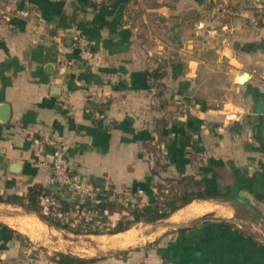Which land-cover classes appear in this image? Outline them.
I'll list each match as a JSON object with an SVG mask.
<instances>
[{
    "label": "crops",
    "instance_id": "1",
    "mask_svg": "<svg viewBox=\"0 0 264 264\" xmlns=\"http://www.w3.org/2000/svg\"><path fill=\"white\" fill-rule=\"evenodd\" d=\"M261 10L264 0H0V195L25 197L34 185L57 195L50 164L63 144L92 188L91 208L109 191L123 204H164L183 191L169 180L186 176L226 196L118 234L106 232L125 213H84L101 231L88 234L54 198L42 199L44 212L71 230L0 203V264H59L60 254L89 264H264V28L252 23ZM206 66L226 70L228 123L194 100Z\"/></svg>",
    "mask_w": 264,
    "mask_h": 264
},
{
    "label": "trees",
    "instance_id": "2",
    "mask_svg": "<svg viewBox=\"0 0 264 264\" xmlns=\"http://www.w3.org/2000/svg\"><path fill=\"white\" fill-rule=\"evenodd\" d=\"M155 79H158L159 74H153ZM198 103H200L198 101ZM203 105V103H202ZM205 107V106H204ZM158 168L162 171L167 169L166 165L159 164ZM155 173V171H153ZM170 184L177 182L178 185L183 186V191L176 194L173 198H169L164 204L155 202L153 204H142L141 198H136V203L127 202L123 204L117 199L111 200L114 195L112 191L106 192V199L99 202L93 208L88 202L81 199H74V202H69L67 198L54 194L51 190L42 185H34L28 189L25 197L17 195H0V203H8L19 205L26 209V211L35 213L42 221L56 228L71 230L67 224H62L58 218L53 214V209L50 208V213L46 214L41 206V201L45 197L54 198L58 204L57 210L62 214L68 216L76 215L74 218L80 219L82 229L75 230L77 233L99 234L101 231L92 230L91 225L94 221H87L86 216L89 212H97L100 215L125 213V216L118 222L115 228L109 229L106 233L118 234L128 231L132 226L138 223L153 224L160 220L169 218L176 211L191 204L195 200H218L226 198L225 194L220 192L218 188L211 187L207 182L198 180L195 176H186L179 180H169ZM118 197V196H115ZM72 213V214H71ZM69 216V217H70ZM71 218V217H70ZM1 226V225H0ZM93 260H83L77 257H72L64 254L59 255V264H89Z\"/></svg>",
    "mask_w": 264,
    "mask_h": 264
},
{
    "label": "built area",
    "instance_id": "3",
    "mask_svg": "<svg viewBox=\"0 0 264 264\" xmlns=\"http://www.w3.org/2000/svg\"><path fill=\"white\" fill-rule=\"evenodd\" d=\"M264 11H259L252 23L255 27L264 28ZM28 17V12L23 13ZM74 46L83 61L91 62L94 54L91 50L90 42L82 35L74 38ZM51 183L55 187L56 193L64 198L85 200L92 194L91 186L85 185L74 174L73 168L68 158V148L63 144L55 145L53 159L50 164ZM61 217V215H60ZM160 264H171L162 262Z\"/></svg>",
    "mask_w": 264,
    "mask_h": 264
},
{
    "label": "rangeland",
    "instance_id": "4",
    "mask_svg": "<svg viewBox=\"0 0 264 264\" xmlns=\"http://www.w3.org/2000/svg\"><path fill=\"white\" fill-rule=\"evenodd\" d=\"M218 20L214 21V25L216 26ZM208 54L207 52H205ZM159 73L164 74L161 71V68L156 69ZM155 72V71H154ZM200 80L202 82L198 83L199 87H201V98H195L196 102H200L205 104H209L211 102V107L218 111H223V113L219 114L222 119L228 123V113H225V106L228 104V77L226 75V70L222 68H214L213 66H206L200 71ZM200 92V91H199ZM228 111V110H226ZM224 171V170H223ZM225 172V171H224Z\"/></svg>",
    "mask_w": 264,
    "mask_h": 264
},
{
    "label": "water",
    "instance_id": "5",
    "mask_svg": "<svg viewBox=\"0 0 264 264\" xmlns=\"http://www.w3.org/2000/svg\"><path fill=\"white\" fill-rule=\"evenodd\" d=\"M50 68H51V67H49V69H50ZM246 80H247V79L245 78V75H243V76L241 77V82L243 83V82H245ZM2 109H3V110H7L6 107H3ZM2 109H1V110H2ZM5 120H6V118H5ZM13 169H14L15 171H18V166H16V165L13 166Z\"/></svg>",
    "mask_w": 264,
    "mask_h": 264
}]
</instances>
